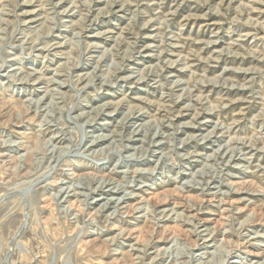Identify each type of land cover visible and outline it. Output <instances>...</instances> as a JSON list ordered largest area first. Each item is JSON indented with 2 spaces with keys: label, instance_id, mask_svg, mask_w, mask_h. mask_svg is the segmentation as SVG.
Segmentation results:
<instances>
[{
  "label": "rangeland",
  "instance_id": "rangeland-1",
  "mask_svg": "<svg viewBox=\"0 0 264 264\" xmlns=\"http://www.w3.org/2000/svg\"><path fill=\"white\" fill-rule=\"evenodd\" d=\"M0 66V264H264V0H0Z\"/></svg>",
  "mask_w": 264,
  "mask_h": 264
},
{
  "label": "bare ground",
  "instance_id": "bare-ground-1",
  "mask_svg": "<svg viewBox=\"0 0 264 264\" xmlns=\"http://www.w3.org/2000/svg\"><path fill=\"white\" fill-rule=\"evenodd\" d=\"M18 33V32H17ZM43 37V36H42ZM9 39V38H8ZM43 39H45V37L43 38ZM2 42H3V40H2ZM12 42V41H11ZM1 67V66H0ZM13 77V76H12ZM32 77V76H31ZM30 78V77H29ZM29 78H27V79H21V81H20V84L22 85V84H28V83H30L29 82ZM42 80V79H41ZM141 80H143L144 82H146L145 81V79L144 78H141ZM18 81V80H17ZM40 81V80H39ZM54 82H57V81H55V80H53ZM60 84V83H59ZM62 84V83H61ZM202 93V92H201ZM37 105H39L38 104V102H37ZM37 107V106H36ZM30 108V107H29ZM107 108V107H106ZM105 108V109H106ZM107 110V109H106ZM100 114H106L105 113V110L104 109H102L101 110V112H100ZM110 115V114H109ZM110 116H112V115H110ZM93 120V119H92ZM91 121V120H90ZM89 124H91V123H89ZM83 139H85V138H81V140H83ZM70 140V139H69ZM107 140V138H106V136H99L98 138H95L94 140H92L90 143V148H95V147H98L99 145H101L104 141H106ZM63 141V140H62ZM84 141V140H83ZM143 142V141H142ZM56 144H58V143H56ZM80 144H81V142H80ZM54 146V145H53ZM77 147V146H76ZM52 148V147H51ZM59 148H61V147H59ZM53 149H55V147L53 148ZM72 150V149H71ZM117 150V149H116ZM52 152V151H51ZM57 152V151H56ZM113 153V152H112ZM233 153V152H232ZM51 154V153H50ZM54 154V153H53ZM56 154V153H55ZM77 154V153H76ZM120 154V153H119ZM57 156V155H56ZM83 156V155H82ZM67 157V156H66ZM132 157V156H131ZM130 157V158H131ZM65 159V158H64ZM43 162V161H42ZM163 162H165V161H163ZM122 163V162H121ZM22 165V164H21ZM127 172V171H126ZM44 180V179H43ZM66 183V182H65ZM107 184V183H106ZM104 187V186H103ZM108 187V185H106L104 188H107ZM124 188V187H123ZM78 189V188H77ZM64 190V189H63ZM75 190V189H74ZM125 190V189H124ZM63 192V194L65 195H67V194H69V190L67 191V189L66 190H64V191H62ZM110 192H112V189H108V191H107V193H110ZM113 193H118V191H113ZM60 196H62V195H60ZM69 196V195H68ZM99 200V199H98ZM114 200L115 199H110V202L111 201H113L114 202ZM120 200V199H119ZM125 202V199L123 200V199H121V201H120V204H122V203H124ZM109 204L108 203H106L105 204V207L107 208V207H109L108 206ZM115 206V205H114ZM177 214V213H176ZM203 257V256H202ZM221 262V264H224V263H226L225 262V260H222V261H220Z\"/></svg>",
  "mask_w": 264,
  "mask_h": 264
}]
</instances>
